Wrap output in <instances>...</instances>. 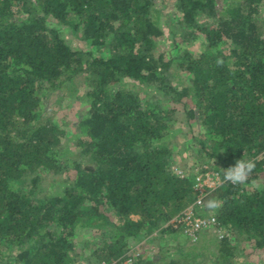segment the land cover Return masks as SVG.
<instances>
[{"label": "trees", "instance_id": "trees-1", "mask_svg": "<svg viewBox=\"0 0 264 264\" xmlns=\"http://www.w3.org/2000/svg\"><path fill=\"white\" fill-rule=\"evenodd\" d=\"M172 1L171 50L155 54L165 32L154 0H0V264H122L133 240L173 232L161 226L194 201L196 174L222 180L239 159L256 161L248 180L208 194L236 233L217 239V252L229 263L242 240L264 252V188L253 186L264 176L263 0H223L220 9L216 0ZM49 19L103 53L72 49ZM195 38L203 45L193 52ZM80 79L87 141L68 188L45 194L41 185L63 167L59 129L39 111ZM195 120L198 160L181 177L164 138L173 122L191 129ZM79 227L101 231L85 258L75 250Z\"/></svg>", "mask_w": 264, "mask_h": 264}, {"label": "rangeland", "instance_id": "rangeland-1", "mask_svg": "<svg viewBox=\"0 0 264 264\" xmlns=\"http://www.w3.org/2000/svg\"><path fill=\"white\" fill-rule=\"evenodd\" d=\"M154 1L158 11L157 13L160 14L161 24H163L164 28L167 19L171 18L172 13L174 14L176 12L174 1L169 0L165 4H163L161 0ZM223 3V0H216V8L220 9L223 6ZM257 17L259 19L264 18V0L260 4ZM47 23L49 26L56 27L59 30L61 36L69 42L72 49L84 51L89 50L93 55H100L103 53L101 48L97 46H88L85 41L77 38L71 29L65 25L57 23L56 20L49 19ZM258 25H261L260 21L258 22ZM163 30L165 33L156 39L157 46L155 54L169 52L171 50L172 44L167 28L165 27ZM202 45L203 40L195 38L190 43L186 44V47L190 51L196 52ZM182 78L185 79L184 76ZM125 80L129 81L128 79ZM59 93L60 94L52 93L48 95L45 104L42 105V109L39 111V117H52L59 129L58 134L54 139L58 140L57 149H61L58 158L62 162L61 167H63L62 174L58 173L54 177L48 176L45 179V184L41 185V187L45 190V194L61 195L63 191L68 188L69 181L72 180L74 176V170L72 168L73 157L75 158L76 152H79L81 149L78 142L81 140L82 142L87 141L83 137L85 128L80 122L87 115L89 110V97L86 95L87 85L82 79H80L75 85H68L61 89ZM175 106L179 109L181 107L179 104H176ZM43 111H45V113ZM176 116H178L180 120L183 117L181 113H177ZM201 129V122L199 120L191 122V129L185 127L180 121L173 122L170 134L164 138V140H169L170 142L169 145L171 146L172 154L175 158V162H173L171 166L174 172L175 168L180 169L193 166L194 162L198 160L196 142H198L200 138H203V136L199 135ZM79 160L81 161V159ZM207 171L202 172V174H205ZM52 179H54L53 184L47 185L46 183L51 182ZM212 179L215 180V182ZM212 179L207 181L209 183V188L206 189L203 203L198 209L200 215H214V210H209L204 206L206 201L212 198V195L208 196L210 191L218 186L217 182L221 184V179ZM211 181H213L214 184ZM256 182L264 185V176L260 177ZM249 189H251V187H248V190ZM190 206L191 203L183 210ZM180 213L176 215H179ZM170 220L169 222L163 223L161 227L170 226V228L173 229L172 233L159 234L155 231L146 238L135 241L133 240L129 245L128 251L121 256H124L122 264H135L138 259L146 260V264H169L172 259L178 260L182 264H264L263 250L255 248L251 242L243 240L238 244L235 254L230 260L231 262L223 263L222 260H224L225 257L222 259L218 255L217 239L222 238L221 234H223V236H229L231 240L236 238V233L234 235L231 230H228L223 226L221 233L211 229L207 231L205 230L206 232L203 231L204 233L200 236L197 242H191L180 229L177 230L170 225ZM77 230L78 231L74 237V240L78 242H74V244L76 243L75 250L79 252L81 258H85L91 251V244L94 242V235H99L101 231L95 229L90 230L83 227H79ZM148 237L155 239L153 241H147ZM181 251H183V253H181ZM82 264H87V262H83ZM90 264L96 263L92 262ZM99 264H102V262Z\"/></svg>", "mask_w": 264, "mask_h": 264}, {"label": "built area", "instance_id": "built-area-1", "mask_svg": "<svg viewBox=\"0 0 264 264\" xmlns=\"http://www.w3.org/2000/svg\"><path fill=\"white\" fill-rule=\"evenodd\" d=\"M175 173L181 177L185 176V172L181 168H175ZM212 178H219L220 180L219 174L217 172L207 171L205 174H196L195 183L193 186V189L196 192L195 201L191 203L190 207H187L179 215H176L170 220V225L177 230L180 229L186 238L191 242H196L200 233L204 230L211 229L218 233L222 232V225L214 215L203 216L197 211V207L203 203L206 189L209 188V183L207 181H210ZM213 181L215 182V180ZM217 184L219 185V182H217ZM221 236L223 237V234H221ZM102 264L106 263L103 262ZM112 264H116V261H114Z\"/></svg>", "mask_w": 264, "mask_h": 264}, {"label": "clouds", "instance_id": "clouds-1", "mask_svg": "<svg viewBox=\"0 0 264 264\" xmlns=\"http://www.w3.org/2000/svg\"><path fill=\"white\" fill-rule=\"evenodd\" d=\"M256 167V161L253 159L247 160H237L233 166H230L223 171V179L221 180V184L227 182L232 185L236 184H244L250 174ZM254 186L258 189L264 188V185L259 182H254ZM209 210H216L222 206V202H220L216 198L208 199L204 205Z\"/></svg>", "mask_w": 264, "mask_h": 264}, {"label": "crops", "instance_id": "crops-1", "mask_svg": "<svg viewBox=\"0 0 264 264\" xmlns=\"http://www.w3.org/2000/svg\"><path fill=\"white\" fill-rule=\"evenodd\" d=\"M199 208H200V207H199ZM199 208H198V209H199Z\"/></svg>", "mask_w": 264, "mask_h": 264}]
</instances>
